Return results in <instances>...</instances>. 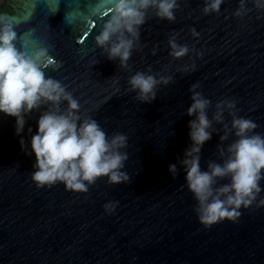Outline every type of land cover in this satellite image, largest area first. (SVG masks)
I'll return each mask as SVG.
<instances>
[{
	"label": "water",
	"instance_id": "water-1",
	"mask_svg": "<svg viewBox=\"0 0 264 264\" xmlns=\"http://www.w3.org/2000/svg\"><path fill=\"white\" fill-rule=\"evenodd\" d=\"M207 2L177 0L171 21L148 9L139 47L121 67L94 40L111 0H58V8L57 0H0V16L12 21L17 47L31 49L42 40L56 65L46 75L66 86L80 114L108 137L126 136L120 151L127 154L122 171L128 177L114 184L100 177L86 192L59 182L37 187L30 137L49 105L26 115L20 135L15 118L0 113V264H264V205L253 202L239 209L237 221L205 227L180 163L191 144L188 121L195 116L186 110L192 91L211 102L202 170L210 161L222 163L227 152L222 157L218 148L236 139L229 133L220 140L232 116L225 110L222 123L213 120L217 102L233 100L235 114L264 134V0H243L239 16L241 0H222L219 11L205 13ZM170 38L187 53L170 55ZM136 72L170 80L156 86L154 99L142 101L128 82ZM223 183L228 178L217 186ZM260 186L257 201L264 198V179Z\"/></svg>",
	"mask_w": 264,
	"mask_h": 264
},
{
	"label": "clouds",
	"instance_id": "clouds-1",
	"mask_svg": "<svg viewBox=\"0 0 264 264\" xmlns=\"http://www.w3.org/2000/svg\"><path fill=\"white\" fill-rule=\"evenodd\" d=\"M222 0H208L203 11H219ZM110 14L101 30L94 37L97 47L107 53L109 60L118 59L121 67H127L134 49L139 47L140 26L145 23L148 9L155 10V16L169 21L175 19L177 0H111ZM262 5L257 4V7ZM58 8V0H57ZM243 0L235 15L242 14ZM18 37L11 20L0 16V113L15 118V132L25 130L26 115L33 110L49 105L37 118V130L30 137L31 153L35 155V171L31 178L37 187L63 183L66 190L86 192L88 186L103 176L109 183L127 181L122 171L127 154L120 149L126 145V136L120 133L108 137L106 132L91 117L80 114L79 102L66 90L59 80L46 75L53 65L48 47L38 40L31 49L22 44L17 47ZM170 55L181 57L187 46L178 45L169 39ZM170 77H160L136 72L129 78L132 90H138V99L149 101L155 98L159 83H168ZM196 85H193V89ZM192 103L186 110L190 146L185 149L180 163L184 167L187 189L196 201L194 211L205 227L225 219L235 222L241 215L239 209H247L253 202L264 205V198L256 200L262 191L260 181L264 179V134L254 130L258 125L251 119L235 114L238 111L233 100L217 102L212 119L222 123L223 113L232 116L231 127H225L220 140L229 133L236 139L226 149L218 148L222 163L210 161L207 170L200 167L199 153L204 143L211 139L212 121L207 109L210 101L201 93L192 91ZM66 101L63 110L59 105ZM235 110V111H234ZM31 132V127L28 128ZM21 148L24 140L21 136ZM173 176L177 173L175 164L168 166ZM228 178V183L217 186V181Z\"/></svg>",
	"mask_w": 264,
	"mask_h": 264
}]
</instances>
